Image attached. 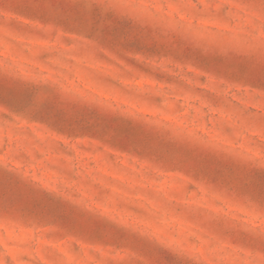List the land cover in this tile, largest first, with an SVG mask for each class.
Returning <instances> with one entry per match:
<instances>
[{
	"label": "rangeland",
	"instance_id": "rangeland-1",
	"mask_svg": "<svg viewBox=\"0 0 264 264\" xmlns=\"http://www.w3.org/2000/svg\"><path fill=\"white\" fill-rule=\"evenodd\" d=\"M0 264H264V0H0Z\"/></svg>",
	"mask_w": 264,
	"mask_h": 264
}]
</instances>
